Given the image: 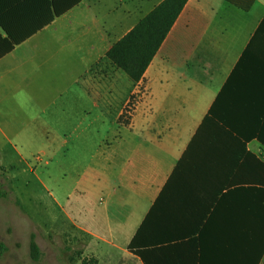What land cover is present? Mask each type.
I'll list each match as a JSON object with an SVG mask.
<instances>
[{"label":"crops","instance_id":"obj_1","mask_svg":"<svg viewBox=\"0 0 264 264\" xmlns=\"http://www.w3.org/2000/svg\"><path fill=\"white\" fill-rule=\"evenodd\" d=\"M164 1L0 0V134L30 142L39 126L45 148L87 165L94 200L70 220L109 251L139 233L151 264H249L264 208L251 138L264 133V0H239L248 12L189 0L134 83L107 53Z\"/></svg>","mask_w":264,"mask_h":264},{"label":"rangeland","instance_id":"obj_2","mask_svg":"<svg viewBox=\"0 0 264 264\" xmlns=\"http://www.w3.org/2000/svg\"><path fill=\"white\" fill-rule=\"evenodd\" d=\"M123 119L128 121L129 115ZM33 129L25 135L33 138L30 142L0 134V264H82L93 257L98 264H142L128 252L111 246L109 251L72 224V206L94 200L87 193V181H82L88 167L74 163L70 155H59L53 144L45 148L49 135L39 126ZM96 202L101 207L104 198ZM32 235L42 252L38 263L30 254ZM115 242L122 245L124 241Z\"/></svg>","mask_w":264,"mask_h":264},{"label":"trees","instance_id":"obj_3","mask_svg":"<svg viewBox=\"0 0 264 264\" xmlns=\"http://www.w3.org/2000/svg\"><path fill=\"white\" fill-rule=\"evenodd\" d=\"M189 0H165L158 8H156L148 17L141 21L126 37L116 43L107 53V60L117 69L123 71L134 83H139L162 44L168 37L174 24L178 20L182 11ZM234 7L248 12L252 8V4H240L239 0H224ZM244 60L242 59L237 68L236 73L244 69ZM235 74V72H234ZM233 79V78H232ZM231 80L226 84L221 92L222 96L230 91ZM221 95L218 98L221 99ZM217 103V102H216ZM215 108L210 112L208 118L204 122L205 125L213 123L216 119ZM123 118H121L122 120ZM251 138H257L258 142L264 147V133L256 132L251 135ZM1 188V185H0ZM263 190L264 193V189ZM256 197V206L263 204L264 194ZM257 210V209H256ZM258 220L255 222V238L246 248L245 255L248 256L249 264H260L264 256V208L260 215L257 214ZM139 233L133 238L128 246V252L142 260L144 264H151L148 256L142 251L138 245ZM30 254L34 262H40L42 252L36 242L35 235L31 236L30 240ZM82 264H98L96 258L84 259ZM245 264V263H244Z\"/></svg>","mask_w":264,"mask_h":264}]
</instances>
